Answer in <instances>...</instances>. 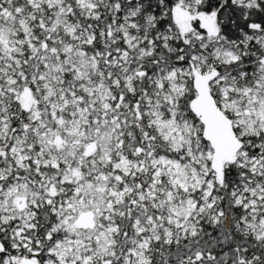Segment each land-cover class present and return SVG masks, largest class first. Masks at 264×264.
<instances>
[{
    "label": "snow or ice",
    "instance_id": "obj_1",
    "mask_svg": "<svg viewBox=\"0 0 264 264\" xmlns=\"http://www.w3.org/2000/svg\"><path fill=\"white\" fill-rule=\"evenodd\" d=\"M0 264H264V0H0Z\"/></svg>",
    "mask_w": 264,
    "mask_h": 264
}]
</instances>
